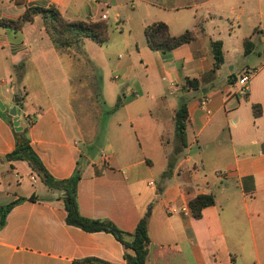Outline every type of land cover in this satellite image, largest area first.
<instances>
[{"label":"crops","instance_id":"obj_1","mask_svg":"<svg viewBox=\"0 0 264 264\" xmlns=\"http://www.w3.org/2000/svg\"><path fill=\"white\" fill-rule=\"evenodd\" d=\"M132 1L141 34L161 21L172 35L192 30L195 39L164 52L144 35L118 52L84 36L60 46L40 15L20 30L0 27V211L35 197L14 205L0 226V264H126L112 233L67 223L63 193L27 161L6 159L16 147L13 107L54 178L82 170L84 216L133 232L153 204L147 264H264V0ZM51 4L68 19L85 14L83 0H0V18ZM213 41L224 54L215 73ZM113 69L120 74L111 76ZM245 70L254 71L247 93L237 82ZM187 79H197L199 89L186 88ZM121 97L122 106L109 112ZM184 98L189 146L167 173ZM100 136L103 151H89ZM200 194H214L215 204L201 218L183 212Z\"/></svg>","mask_w":264,"mask_h":264},{"label":"trees","instance_id":"obj_2","mask_svg":"<svg viewBox=\"0 0 264 264\" xmlns=\"http://www.w3.org/2000/svg\"><path fill=\"white\" fill-rule=\"evenodd\" d=\"M17 4H26L27 0H15ZM45 19L46 30L51 38L60 46H69L79 41L81 37H89L100 45H104L109 41L110 24L104 19L98 20H82L66 18L57 5L51 4L48 7L39 5L29 6L25 12L16 19L0 18V27L13 30H20L26 23L33 22L37 16ZM144 35L148 46L155 51H169L188 43L195 39L196 34L192 30H187L180 35H172L169 27L165 22H155L145 27ZM213 52L215 56V65L212 70L215 73L224 63L223 44L221 41H213ZM252 48L250 38L245 40V51L248 53ZM198 90L197 79H187L186 88ZM20 104V103H19ZM123 104L122 97L118 99L114 107L109 112L118 110ZM255 115L260 114L259 106H255ZM13 124V122L11 121ZM176 144L173 154L170 157L167 173L174 167L186 148L189 146L188 128L190 118L188 112V98H184L174 114ZM16 147L6 155L9 161L22 160L27 161L31 168L41 177L44 184L49 189H56L63 193L64 206L67 211V223L80 227L86 231H106L112 233L119 240L124 248V258L126 264H147L149 257L150 236L148 229V221L152 213L153 204H150L138 222L133 232H126L119 228L113 221L104 219H93L84 216L79 208L78 202V185L82 178V170L77 167L74 173L65 179L54 178L46 169L43 162L37 155L31 145L28 135V129L23 128L15 131ZM35 197L26 198L21 196L1 208L0 226L5 224L7 213L14 205L24 200H33ZM214 194H200L189 201V207L195 218H201L203 210L215 204ZM91 262L94 264H108L97 259H86L74 262L73 264H81Z\"/></svg>","mask_w":264,"mask_h":264},{"label":"rangeland","instance_id":"obj_3","mask_svg":"<svg viewBox=\"0 0 264 264\" xmlns=\"http://www.w3.org/2000/svg\"><path fill=\"white\" fill-rule=\"evenodd\" d=\"M83 2L85 4V14L76 19L87 20L89 16H93L96 20L103 19L101 17L103 13H106L109 16L108 19H104L109 22L111 26L109 41L104 44V47H115L117 48L118 52H122L124 51V42H133L134 37H141V39H144V34H141V30H139L137 24V20L139 17L137 12L133 10L134 8L132 7V0H117V4L112 3V0H108L107 4H105L104 2L102 3L99 0L98 2L95 0H83ZM116 13H119V17L116 16ZM117 73L118 75L120 74L118 69L110 70L111 76H114ZM17 77L18 74L15 73V78ZM122 81V77L120 79H113V82L117 83H121ZM107 108L109 107L106 105V103H104V109ZM104 122L106 121L104 120ZM102 144L103 141L102 137L100 136L99 139L93 140L92 142L88 143L90 149L89 151L101 153L104 149Z\"/></svg>","mask_w":264,"mask_h":264},{"label":"built area","instance_id":"obj_4","mask_svg":"<svg viewBox=\"0 0 264 264\" xmlns=\"http://www.w3.org/2000/svg\"><path fill=\"white\" fill-rule=\"evenodd\" d=\"M103 19L108 18L107 14H103L102 15ZM254 71H250V70H245L243 73L240 74V76L238 77V84L240 85V90L243 93H247L249 90V81L251 79V76L253 74ZM204 103V102H203ZM32 179L35 181V178L32 177ZM182 211L185 213L190 212V207L189 205H184L182 207Z\"/></svg>","mask_w":264,"mask_h":264},{"label":"water","instance_id":"obj_5","mask_svg":"<svg viewBox=\"0 0 264 264\" xmlns=\"http://www.w3.org/2000/svg\"><path fill=\"white\" fill-rule=\"evenodd\" d=\"M0 107L2 109L4 108V106H3V104H2L1 101H0ZM10 114L14 116V126H15V129L17 131L22 130V126L20 125L19 118L17 116V109H16V107H13L12 109H10Z\"/></svg>","mask_w":264,"mask_h":264}]
</instances>
